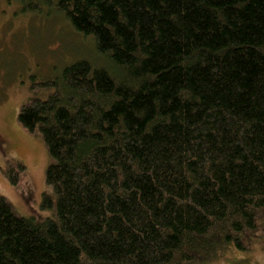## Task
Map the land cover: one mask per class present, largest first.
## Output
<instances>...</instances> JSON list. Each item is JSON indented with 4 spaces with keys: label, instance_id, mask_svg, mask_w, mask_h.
<instances>
[{
    "label": "trees",
    "instance_id": "1",
    "mask_svg": "<svg viewBox=\"0 0 264 264\" xmlns=\"http://www.w3.org/2000/svg\"><path fill=\"white\" fill-rule=\"evenodd\" d=\"M8 2L55 11L105 64L76 60L20 109L49 154V214L20 216L0 196V264L248 251L264 213V0ZM17 167L4 168L13 185Z\"/></svg>",
    "mask_w": 264,
    "mask_h": 264
},
{
    "label": "rangeland",
    "instance_id": "2",
    "mask_svg": "<svg viewBox=\"0 0 264 264\" xmlns=\"http://www.w3.org/2000/svg\"><path fill=\"white\" fill-rule=\"evenodd\" d=\"M79 59L105 64L93 40L77 33L55 11L20 14L8 0H0V196L20 216H48L41 205L51 192L45 183L48 151L39 133L31 134L18 124L19 111L32 100L46 98V82ZM16 162L25 169L15 168L20 180L13 185L4 168ZM247 242L246 252L225 248L197 264H264V213L256 230L246 235Z\"/></svg>",
    "mask_w": 264,
    "mask_h": 264
}]
</instances>
